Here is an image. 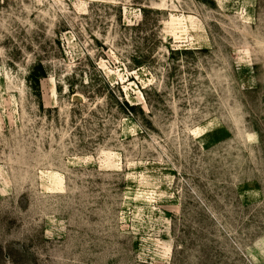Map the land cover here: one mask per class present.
<instances>
[{
	"label": "rangeland",
	"instance_id": "374dc122",
	"mask_svg": "<svg viewBox=\"0 0 264 264\" xmlns=\"http://www.w3.org/2000/svg\"><path fill=\"white\" fill-rule=\"evenodd\" d=\"M0 264H264V0H0Z\"/></svg>",
	"mask_w": 264,
	"mask_h": 264
}]
</instances>
